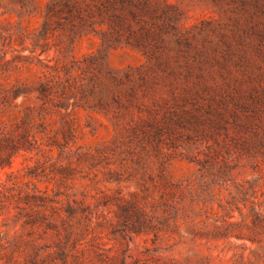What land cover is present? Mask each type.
<instances>
[{
	"label": "rangeland",
	"instance_id": "rangeland-1",
	"mask_svg": "<svg viewBox=\"0 0 264 264\" xmlns=\"http://www.w3.org/2000/svg\"><path fill=\"white\" fill-rule=\"evenodd\" d=\"M2 128L0 264H264V0H0Z\"/></svg>",
	"mask_w": 264,
	"mask_h": 264
},
{
	"label": "trees",
	"instance_id": "trees-1",
	"mask_svg": "<svg viewBox=\"0 0 264 264\" xmlns=\"http://www.w3.org/2000/svg\"><path fill=\"white\" fill-rule=\"evenodd\" d=\"M13 129L2 128L0 129V147L7 144L9 146L8 152L5 156H1V161L5 160V163L10 162L11 155L23 147L20 143V140L16 138ZM4 162H0V166L3 167ZM7 178L4 181L0 182V209L5 207V201L10 198H14L15 207L18 209L29 208L34 214H40L41 217L46 219L45 211L48 208L54 210V207L49 206V203H55L56 201L53 198H48L47 196H37L30 195L26 189L22 188L16 180V176L13 172L6 174ZM26 185V184H25ZM20 203H23L22 206ZM49 204V205H48ZM20 213V212H18ZM28 212H26L27 214ZM25 224L38 225L40 226L41 222L38 223L37 220L29 218V220L24 221ZM38 223V224H37ZM46 225L49 226V223ZM33 232V231H32ZM45 233V232H43ZM42 234L32 235V243L30 254L28 255V262L30 264H65L64 257L65 252L61 248L59 243L56 244V248L52 249L50 244L40 243L38 239H41Z\"/></svg>",
	"mask_w": 264,
	"mask_h": 264
}]
</instances>
